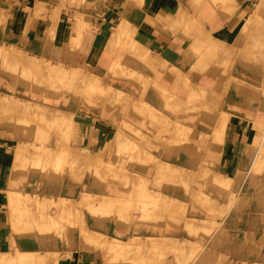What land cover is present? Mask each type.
Segmentation results:
<instances>
[{
    "label": "rangeland",
    "instance_id": "1",
    "mask_svg": "<svg viewBox=\"0 0 264 264\" xmlns=\"http://www.w3.org/2000/svg\"><path fill=\"white\" fill-rule=\"evenodd\" d=\"M216 1L221 5L226 3L225 0ZM11 18V13L4 14L0 10L2 32L7 31ZM182 25L195 26V34L196 28L201 31L196 27L200 26L197 20L185 15L175 18L168 26L175 31ZM251 26H264V0L257 1L244 22L243 31L248 33ZM189 32L191 30L185 33ZM200 34L204 37L199 38L193 53L203 68L201 72L207 73V67L211 66V72L216 76L215 87L208 93L197 87L195 92V86L184 79V92L189 87L192 89L189 94H184L183 100H179L154 85L163 105L159 111L139 103L140 107L128 97L104 88L101 81L88 72L77 70L75 73L76 70L31 57L16 48L0 46V97L3 101L0 102L3 109H0V143L7 140L5 143L13 153L9 187L22 183L29 189L27 192L6 191L5 195L10 198L6 202L10 207L6 204L3 210L9 220L10 245L8 250L0 252V258L5 256L2 260H12H0V264H71L80 246L97 254L100 264H264V119L250 123L248 133H251V141L247 144L238 172L222 174L215 171L218 164L205 161L208 155L221 156L224 146L228 117L223 110L225 92L232 89L235 92L234 95L232 93V102L238 104L246 84L228 79L230 70L238 65L235 60L239 59V54L231 58L226 56L227 48L223 44L216 46L217 40H212L203 31ZM255 34L264 40V34L258 30ZM127 38L125 30H115L107 43V52L116 51L119 56L123 49L117 47ZM208 42L210 45H204ZM126 45L133 50L132 46ZM256 48L264 52V41L263 46L257 44ZM27 57H31V61L34 59L32 62L37 60L35 63L39 66L44 63L43 67H50L55 72L49 75L52 72L50 68L47 71L28 61L34 64L35 69L39 67L35 72L32 64L27 63ZM21 64L25 68L22 74L19 72ZM253 64L261 65L259 61ZM117 66L116 62L112 63L108 73L114 75L118 70L124 73ZM45 74L48 76L45 78L49 80L51 77L53 82L52 79L49 82L43 80ZM140 85L148 87L143 82ZM242 98L243 105L248 108L264 104V93L260 90H246ZM20 100L25 103H17ZM59 101L72 103L73 108H79L78 113L64 114L55 110L53 107ZM32 103L50 115L58 118L62 115V119L50 116V119L55 117L51 121L47 113L42 119V115L35 118L32 112L15 115L19 107H28ZM138 107L142 109L139 112ZM31 110L36 111L34 108ZM101 112L106 114L103 118L115 123L113 135L98 153L90 152L76 140L79 116H86L92 125ZM46 117L49 121L45 120ZM187 122H194L195 126L183 125ZM90 130L95 129L88 126L86 132ZM163 150L167 160L159 158ZM171 154L177 161L195 162V172L178 168L170 162ZM242 184L244 187L240 193L238 188ZM162 188L173 190L180 200H170L168 202L172 201V204L165 205V200L159 198ZM251 215L252 224H248L251 232L243 242L244 255L230 253L235 245L240 247V240L232 236L231 231L240 227L244 216ZM162 222L164 231L154 228ZM189 224V228L184 229ZM100 227L107 230L106 235ZM145 230L149 235L146 237L153 239L141 236ZM88 236L90 239L86 238ZM134 236L140 238L138 244L143 246L141 259L137 260L139 256L133 249L130 250L135 255L124 247L120 256L112 254L118 242L130 244V237ZM23 239L32 241L34 246H22ZM18 253L28 255L18 260ZM29 254L32 257L43 255L44 259L30 263Z\"/></svg>",
    "mask_w": 264,
    "mask_h": 264
},
{
    "label": "crops",
    "instance_id": "2",
    "mask_svg": "<svg viewBox=\"0 0 264 264\" xmlns=\"http://www.w3.org/2000/svg\"><path fill=\"white\" fill-rule=\"evenodd\" d=\"M225 1L221 5L216 0H0V10L4 14H12L7 31L4 33L0 29V46L16 48L65 69L88 72L100 80L104 88L128 97L134 104L140 103L159 111L163 105L154 85L179 100H183L184 94H189L192 89L189 87L184 92V79L195 86V92L197 87L207 93L215 87L216 76L212 74L211 66L207 67V73L201 72L203 68L198 65L193 53L199 43V29L196 28L195 34V26L182 25L175 31L168 26L180 15L196 19L200 25L196 27H200L212 40L224 44L228 51L226 56L231 58L239 54V59L235 60L238 65L230 70L228 79L244 82L246 86L242 89L238 104L232 102V89L225 92L223 110L228 117L221 156L204 157L206 162L218 164L215 171L233 174L238 172L246 155L247 144L251 141V133H248L251 121L264 119V104L248 108L243 105L242 98L246 90L256 89L264 93V52L256 48L257 44L263 46L264 40L258 39L259 35L255 34L257 30L264 34V26H251L248 33L243 31L244 22L258 0ZM121 28L128 33V38L118 45L117 48L123 50L117 56L116 51L107 52L106 47L111 34ZM189 30L191 32L185 33ZM126 44L132 46L133 50ZM257 61L261 65L253 64ZM115 62L124 73H108V67ZM141 82L148 84V87L142 88ZM72 105L59 101L53 108L64 114H77L79 108ZM105 115L99 113L92 125H89L86 116H79L76 131L79 136L76 140L90 152L98 153L112 138L115 123L103 118ZM111 115L114 116V113L111 112ZM183 125L195 126L194 122ZM88 126H93L95 130L87 133ZM5 142L7 140L0 143V252L8 250L10 245L9 225L3 210L6 207V191L29 190L22 183L9 187L13 153ZM166 157L163 150L159 158L167 160ZM175 159L172 154L169 160L178 168L195 172V162L185 163ZM243 187L242 184L238 192L242 193ZM159 198L165 200V205L171 199L180 200L173 190L167 188H162ZM252 219L253 215L244 216L240 227L231 231L232 236L240 240V247L235 245L230 253L244 255L243 242L251 232L248 224H252ZM163 223L154 228L164 231ZM100 228L106 235L107 230ZM141 236H149L147 230ZM77 252L71 264H96L97 261L100 264L97 254L89 253L81 246Z\"/></svg>",
    "mask_w": 264,
    "mask_h": 264
},
{
    "label": "bare ground",
    "instance_id": "3",
    "mask_svg": "<svg viewBox=\"0 0 264 264\" xmlns=\"http://www.w3.org/2000/svg\"><path fill=\"white\" fill-rule=\"evenodd\" d=\"M139 3H140V2H139ZM139 5H140V4H139ZM156 7H157V5H156ZM215 9H216V8H215ZM167 13H168V12H167ZM165 14H166V13H165ZM165 16H166V15H165ZM125 26H126V25H125ZM200 29H201V28H200ZM198 32H199V31H198ZM200 32H202V31H200ZM202 34H203V33H202ZM204 34H206V33H204ZM197 35H198V34H197ZM199 35H201V34H199ZM197 37H198V36H197ZM202 37H204V36L202 35ZM202 37L199 36L198 39H199V38L202 39ZM205 37H206V36H205ZM208 37H210V36H208ZM194 39H196V38H194ZM208 39H209V38H208ZM203 40H204V39H203ZM210 40H211V38H210ZM210 40H208V41H210ZM198 41H199V40H198ZM201 41H202V40H200V42H201ZM206 42H207V39H206ZM213 42H215V41H213ZM201 43H202V42H201ZM197 44H198V43H197ZM206 44L208 45L209 42H208V43H205L204 45H206ZM212 44H213L212 46H215L214 43H212ZM217 44H221V43H220V42H219V43L216 42V46H217ZM209 45H210V44H209ZM223 45H224V44H223ZM193 46H194V44H193ZM201 46H202V45H201ZM221 46H222V45H221ZM211 48H212V47H211ZM215 48H217V47H215ZM215 48H214V49H215ZM220 48H222V51H225V50H223V49H224L223 46L220 47ZM228 48H229V47H228ZM201 49H202V48H201ZM209 49H210V48H209ZM209 49H208V50H209ZM203 50H204V49H203ZM215 50H216V49H215ZM212 51H213V50H212ZM216 51H218V49H217ZM207 52H208V51H207ZM214 52H215V51H214ZM220 52H221V49H220ZM227 52H228V51H227ZM21 53H22V52H21ZM216 53H217V52H216ZM137 54H138V53H137ZM18 55H19V54H18ZM209 55H210V54H209ZM215 55H216V54H215ZM224 55H225V54H224ZM4 56H5V55H4ZM20 56H21V55H20ZM25 56H26V55H25ZM187 56H188V55H187ZM207 57H208V56H207ZM224 57H225V56H224ZM0 58H1V57H0ZM27 58H28V60H27V63H28V61H31V60H29V58H31V57H27ZM188 58H189V57H188ZM20 59H22V58H20ZM22 60H23V59H22ZM24 60H25V58H24ZM33 60H34V59H32V61H33ZM224 60H225V59H224ZM4 61H6V59H5ZM17 61L19 62V60H17ZM25 61H26V60H25ZM25 61H24V63H25ZM32 61H31V62H32ZM22 62H23V61H22ZM35 62H37V60H35ZM35 62H32V63H35ZM38 62H39V61H38ZM13 63H14V62H13ZM27 63H26V64H27ZM32 63H31V64H32ZM28 64H29V63H28ZM31 64H29V65H31ZM37 64H38V65H37ZM37 64L35 63V65L39 66V63H37ZM40 64H41V62H40ZM43 64H44V63H43ZM43 64L40 65L39 67H41V69L45 68L46 70H47V69L49 70L50 67H47V66H45V65H44V67H43ZM22 65H23V64H21V66H19V72H20V74H22V71L25 70V68H24ZM33 65H34V64H32V66H33ZM47 65H48V64H47ZM17 66H18V64H17ZM37 66H36V68H37ZM114 66H115V64H114ZM7 67H9V66H7ZM11 67H12V66H11ZM13 67H14V66H13ZM29 67H30V66H29ZM29 67H28V68H29ZM33 67H34L33 69H35V66H33ZM39 67H38L37 69H39ZM42 67H43V68H42ZM46 67H47V68H46ZM117 67H118V66H117ZM117 67H116V68H117ZM28 68H27V69H28ZM30 68H31V67H30ZM53 68H54V67H53ZM108 68H110V67H108ZM37 69H35V72H36ZM117 69H119V67H118ZM227 69H228V68H227ZM17 70H18V67H17ZM17 70H16V71H17ZM31 70H32V68H31ZM48 70H47V71H48ZM50 70L52 71V68H50ZM122 70H123V69H122ZM39 71H41V70H39ZM43 71H44V70H42V72H43ZM53 71L55 72V70H53ZM53 71L50 72V73L47 72V74L49 73V75H51L52 73H54ZM118 71H119V70H118ZM120 71H121V70H120ZM44 72H46V71H44ZM116 72H117V71H116ZM121 72H122V71H121ZM75 73H77V70L75 71ZM75 73H74V74H75ZM122 73H123V72H122ZM5 74H6V73H5ZM28 74L30 75L29 70H28ZM33 74H35V73H33ZM41 74H42V73H41ZM130 74H132V73H130ZM130 74H129V75H130ZM209 74H210V73H209ZM7 75H10V74H7ZM39 75H40V74H39ZM72 75H73V74H72ZM75 75H76V74H75ZM79 75H80V74H79ZM5 76H6V75H5ZM5 76H4V77H5ZM45 76H47V75L45 74L44 77H43V75H42V77L44 78L43 80L46 79L48 82L51 81V80H50V79H52L51 77H49L50 79L48 80V79H47L48 76H47V78H45ZM52 76H53V75H52ZM131 76H132V75H131ZM12 77H13V76H12ZM82 77H83V76H82ZM53 78H54V77H53ZM55 78H56V77H55ZM9 79L11 80V77H10ZM5 80H6V79H5ZM74 80H75V79H74ZM47 81H46L45 83H47ZM56 81H57V80H56ZM71 81H72V80H71ZM21 82H22V81H21ZM51 82H53V79H52ZM51 82H50V83H51ZM9 83H10V82H9ZM25 83H26V82H25ZM50 83H47V84H50ZM54 83H55V82H54ZM184 84H185V83H184ZM186 85H187V84H186ZM186 85H185V86H186ZM51 86H52V85H51ZM51 86H50V87H51ZM183 86H184V85H183ZM16 87H17V86H16ZM20 88H21V87H20ZM87 88H88V87H87ZM87 88H86V90L89 89V88H88V89H87ZM96 89H97V88H96ZM155 89H156V88H155ZM197 89H199V88H197ZM233 89H234V88H233ZM89 90H92V89L90 88ZM89 90H88V91H89ZM15 91H16V90H15ZM96 91H97V90H96ZM196 91H197V90H196ZM38 92H39V91H38ZM98 92H99V91H98ZM199 92H200V91H199ZM78 93H79V92H78ZM234 93H235V92H234ZM234 93H233V95H234ZM235 95H236V94H235ZM2 96H3V95H2ZM208 96H210V95H208ZM164 97H165V96H164ZM210 97H212V96H210ZM232 97H233V96H232ZM0 98H1V97H0ZM87 99H88V98H87ZM209 99H210V98H209ZM210 100H211V99H210ZM0 102L3 103L2 98L0 99ZM20 102L25 103V102L22 101V100L17 101V103H20ZM72 102H73V101H72ZM26 103H27V102H26ZM21 104H22V103H21ZM35 104H36V103H34V104L32 103V104H30V105L28 104V105H29L28 107H27V106H24V107H21V108L19 107V108L17 109V110H19V111H18V112L16 111L15 115H17V114H18V115H21V114L26 113V112H28V113H29V112H30V113L32 112L35 118H36V116H38V115H42L41 118H40V119H42V117L46 116L44 113H47V116H48V114H49L48 111H46V110H42V108L38 107V106L35 105ZM19 105H20V104H19ZM1 106H2V105H1ZM21 106H22V105H21ZM139 106H140V104H139ZM3 107H4V104H3ZM140 107H141V106H140ZM140 107L137 108V109H138L137 112H139L140 110H142V109H139ZM31 108H32V109L34 108L36 111L31 110ZM0 109H2V108L0 107ZM147 109H148V108H147ZM2 110H3V109H2ZM4 110H5V109H4ZM129 110H130V109H129ZM132 110L135 111L136 109H132ZM38 111H41V112H43V113H42V114H41V112L38 113ZM148 111H150V110H148ZM128 113H129V112H128ZM151 113H152V112H151ZM129 114H130V113H129ZM143 114H144V113H143ZM24 115H25V114H24ZM33 115H32V116H33ZM56 115H58V114H56ZM60 115H61V114H60ZM145 115H146V114H145ZM159 115H160V114H159ZM159 115H158V116H159ZM21 116H23V115H21ZM50 116H55V115H50V114H49V116H48L49 119H50ZM55 117H57V116H55ZM55 117H51V119L54 118V120H55ZM132 117H133V116H132ZM134 117H135V115H134ZM37 118H39V116H38ZM157 118H158V117H157ZM33 119H34V118H33ZM51 119H50V120H51ZM56 119L61 120V119H62V115H61V118H58V117H57ZM63 119H64V116H63ZM43 120H44V119H43ZM45 120H46V121H49V120H47V117H46ZM51 121H52V120H51ZM59 122H60V121H59ZM62 122H63V121H62ZM147 122H148V121H147ZM53 123H54V122H53ZM175 126H176V125H175ZM176 127H177V126H176ZM174 129H175V128H174ZM130 130H131V129H130ZM177 131H178V130H177ZM175 132H176V131H175ZM178 132H179V131H178ZM178 132H177V133H178ZM138 134H139V133H138ZM135 135H136V134H135ZM135 135H134V136H135ZM180 135H181V134H180ZM185 135H186V134H185ZM188 135H189V134H188ZM139 136H140V135H139ZM178 136H179V135H178ZM192 136H193V135H192ZM137 137H138V136H137ZM137 137H136V138H137ZM198 137H199V136H197V138H198ZM175 140H176V138L174 139V141H175ZM189 140H190V139H189ZM172 141H173V140H172ZM175 143H176V142H175ZM186 144H187V143H186ZM16 147H17V146H16ZM125 148H126V147H125ZM130 148H131V146H130ZM128 150H129V149H128ZM145 155H146V154H145ZM171 155H172V154H171ZM139 157H140V156H139ZM145 157H146V156H145ZM169 157H170V155H169ZM169 157H168V158H169ZM137 158H138V157H137ZM36 160H37V159H36ZM138 160H139V159H138ZM36 162H37V161H36ZM139 163H141V162H139ZM143 163H144V162H143ZM38 164H39V163H38ZM37 166H38V165H37ZM164 167H165V166H164ZM169 167H170V166H169ZM167 169H168V168H167ZM40 171H41V170H40ZM159 171H160V170H159ZM177 173H178V172H177ZM181 176H183V175H181ZM186 177H187V176H186ZM216 178H217V177H216ZM212 180H213V179H212ZM176 182H177V181H176ZM220 186H221V185H220ZM221 189H222V188H221ZM11 193H12V192H11ZM4 194H5V193H4ZM6 194H7V193H6ZM198 194H199V193H198ZM199 195H200V194H199ZM199 195H198V196H199ZM13 196H14V195H13ZM16 196H17V195H16ZM198 196H197V197H198ZM18 197H19V195H18ZM34 198H35V197H34ZM199 198H200V196H199ZM8 199H10V198H8V197L6 196L5 200L8 201ZM12 200H13V199H12ZM171 200L173 201V199H171ZM204 200H206V198H205ZM204 200H203V201H204ZM17 201H18V200H17ZM19 201H20V200H19ZM169 201H170V200H169ZM172 201H171V203L168 202L167 205H169V203L172 204ZM199 201H200V199H199ZM200 202H201V201H200ZM200 202H199V203H200ZM8 203H9V202H8ZM204 203H205V202H204ZM209 203H212V202H209ZM6 204H7V202H6ZM12 204H13V203H12ZM17 204H18V203H17ZM200 204H202V203H200ZM7 205L9 206L10 204H7ZM206 205H207V204H206ZM20 206H21V205H20ZM9 207H10V206H9ZM168 208H169V207H168ZM208 208H209V206H208ZM9 209H10V208H9ZM11 209H12V208H11ZM110 209H111V208H110ZM38 210H39V209H38ZM120 210H121V209H120ZM120 210H119V211H120ZM208 210H209V209H208ZM106 211H107V210H106ZM106 211H105V212H106ZM108 212H109V211H108ZM110 212H111V211H110ZM208 212H209V211H208ZM91 213H94V211L91 212ZM99 213H100V212H99ZM96 214L98 215V213H96ZM96 214H93V215H96ZM117 214H118V213H117ZM123 214H124V213H123ZM100 215H101V214H99V216H100ZM102 215H103V214H102ZM104 215H105V214H104ZM106 215H108L107 212H106ZM119 215H120V214H119ZM103 217H104V216H103ZM95 218H96V217H95ZM99 218H100V217H99ZM7 219H8V217H7ZM106 219H107V218H106ZM8 221H9V220H8ZM190 222H191V225H192V221H190ZM98 223H99V222H98ZM204 223H205V222H204ZM184 225H186V224H184ZM104 226H105V225H104ZM189 226H190V224L188 225V227L184 226V229H185V228L188 229ZM200 226H201V225H200ZM102 227H103V226H102ZM192 228H193V227H192ZM52 229H53V228H52ZM28 231H29V230H28ZM190 232H191V230H190ZM91 233H92V232H91ZM87 234H88V233H87ZM62 235H63V234H62ZM84 235H86V234H84ZM84 235H83V236H84ZM86 236H87V235H86ZM62 237H63V236H62ZM60 238H61V237H60ZM86 238H89V236L86 237ZM145 238H147V239H153V237H145ZM89 239H90V238H89ZM139 239H140L139 237H135V236H134V237H130V244H127L128 242H127V243L125 242L127 245H126L125 243L122 244V243H119V242H118L117 245L115 244L118 248L115 246V249L112 250V251H113L112 254L115 255V254L118 253V254H117V256H118L121 252H123V251L125 250V249L122 250V248L124 247V248H127V249H126L127 251L130 250V249H131V250L133 249V250L137 253V256H139V257L137 258V260L141 259V257H140L141 252H140V251L143 249V246L140 245V244H141L140 242H139L140 244H138V241H137V240H139ZM51 240H52V239H51ZM144 240H146V239H144ZM91 241H92V240H91ZM131 242H132V243H131ZM136 242H137V243H136ZM173 242H174V241H173ZM21 243H22V246H30V247L34 246L32 241H29V240H26V239L21 240ZM92 243H93V241H92ZM114 243H116V242H114ZM143 245H144V243H143ZM173 245H174V244H173ZM94 246H95V245H94ZM125 246H126V247H125ZM179 248H180V247H179ZM173 249H174V248H173ZM173 249H172V251H173ZM183 249H184V248H183ZM131 250H130L129 252H131ZM134 251L131 252L130 254L134 253L133 255H135L136 253H135ZM176 251H177V250H176ZM180 251H181V250H180ZM180 251H179V252H180ZM139 252H140V253H139ZM174 252H175V251H174ZM174 252H173V253H174ZM31 253H32V252H31ZM127 253H128V252H127ZM138 253H139V254H138ZM181 253H182V252H181ZM128 254H129V253H128ZM25 255H26L25 253H22V254H21V253H18V254H17V257H18V258H17V259L19 260V259H20L19 257H22V258H23V257H27L28 254H27L26 256H25ZM30 255H31V254H29V256H30ZM133 255H132V257H133ZM174 255H176V253H175ZM117 256H115V257H117ZM119 256H120V255H119ZM121 256H122V255H121ZM124 256H125V255H124ZM128 256H129V255H128ZM178 256H179V254H178ZM43 257H44L43 255H37L36 257H32V255H31V257H29V262H30V263H33V262H35V261H40V258L44 259ZM126 257H127V256H126ZM130 257H131V256H130ZM2 258H5V256H1V258H0V260H1V261H4V262H8V261H11V260H12L11 258L2 260ZM124 258H125V257H124ZM118 259H119V257H118ZM120 259H121V258H120ZM120 259H119V260H120ZM134 259H135V258H134ZM13 260H14V259H13ZM22 260H24V259H22ZM122 260H123V258H122ZM122 260H120V261H122ZM132 260H133V259H132ZM135 260H136V259H135ZM135 260H134V261H135ZM137 260H136V261H137ZM16 261H17V260H16ZM140 262H141V260H140ZM132 263H133V262H132Z\"/></svg>",
    "mask_w": 264,
    "mask_h": 264
}]
</instances>
